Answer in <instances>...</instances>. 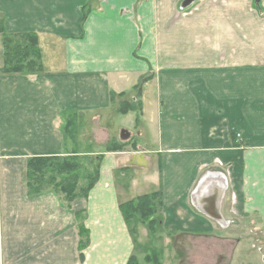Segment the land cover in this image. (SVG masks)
<instances>
[{
	"label": "crops",
	"instance_id": "1",
	"mask_svg": "<svg viewBox=\"0 0 264 264\" xmlns=\"http://www.w3.org/2000/svg\"><path fill=\"white\" fill-rule=\"evenodd\" d=\"M257 1L0 0V264H127L119 206L159 190L167 236L229 240L217 227L253 215L264 228ZM22 34L37 37L42 72L3 73L4 37ZM145 78L135 125L117 107ZM66 156L103 157L87 198L30 196L28 159Z\"/></svg>",
	"mask_w": 264,
	"mask_h": 264
},
{
	"label": "trees",
	"instance_id": "2",
	"mask_svg": "<svg viewBox=\"0 0 264 264\" xmlns=\"http://www.w3.org/2000/svg\"><path fill=\"white\" fill-rule=\"evenodd\" d=\"M261 0L255 8L260 10ZM87 10L83 12V20ZM3 73L37 74L42 72L37 37L33 34H22L17 37H4ZM146 78L134 88L136 101H123L117 107V112L135 114V125L139 124L142 115L141 92ZM121 95L120 97H123ZM114 95H110L111 102ZM124 143L111 142L107 152L123 150ZM102 156H66V157H33L28 159L26 166V183L30 196L53 190L60 194L69 205L77 198H87L99 178ZM120 211L129 230L135 248L139 246L137 233L139 226L145 227L151 236L162 231L161 211L162 192L139 196L133 200L121 203ZM77 227L80 235L79 250L82 252L88 246V232L83 225L81 214H77ZM151 250L140 262L136 254H132L127 264H162V258ZM82 256V255H81Z\"/></svg>",
	"mask_w": 264,
	"mask_h": 264
},
{
	"label": "rangeland",
	"instance_id": "3",
	"mask_svg": "<svg viewBox=\"0 0 264 264\" xmlns=\"http://www.w3.org/2000/svg\"><path fill=\"white\" fill-rule=\"evenodd\" d=\"M120 99L122 98H114L116 102H119ZM114 129L115 132L118 131L116 126ZM225 227L220 228L219 226L217 228L225 231V236L230 237L229 240L196 242L187 239L188 237L167 236L164 230L151 236L145 227L139 226L137 233L139 246L136 248V255L139 261L143 262L147 252L156 251L157 257L162 258V264H210L211 262L247 264L249 261L250 264H264V228L256 215L246 216L242 219L235 218L228 228L226 227L227 229ZM239 237L244 238V240L236 241L235 239ZM239 254L240 257H238Z\"/></svg>",
	"mask_w": 264,
	"mask_h": 264
},
{
	"label": "water",
	"instance_id": "4",
	"mask_svg": "<svg viewBox=\"0 0 264 264\" xmlns=\"http://www.w3.org/2000/svg\"><path fill=\"white\" fill-rule=\"evenodd\" d=\"M186 6L189 5V1H187L186 3H184Z\"/></svg>",
	"mask_w": 264,
	"mask_h": 264
}]
</instances>
